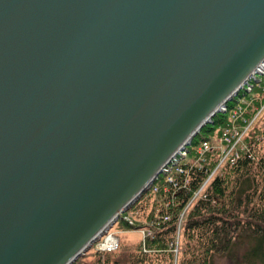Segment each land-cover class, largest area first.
I'll return each mask as SVG.
<instances>
[{
	"label": "water",
	"instance_id": "1",
	"mask_svg": "<svg viewBox=\"0 0 264 264\" xmlns=\"http://www.w3.org/2000/svg\"><path fill=\"white\" fill-rule=\"evenodd\" d=\"M259 63L264 0H0V264L85 254Z\"/></svg>",
	"mask_w": 264,
	"mask_h": 264
},
{
	"label": "trees",
	"instance_id": "2",
	"mask_svg": "<svg viewBox=\"0 0 264 264\" xmlns=\"http://www.w3.org/2000/svg\"><path fill=\"white\" fill-rule=\"evenodd\" d=\"M251 86V92L258 90L257 85ZM247 93L246 89L238 91L226 102L225 111L216 112L211 121L201 127L186 147L189 153L215 129L228 122L229 114ZM258 136L261 134L250 132V136L243 140L244 148L237 160L232 164L225 162L201 190L215 167L214 154H208L206 162L209 163L201 166L181 163L186 170L185 174L177 175L176 187L167 185L166 174L162 172L140 194L133 208H137V204L148 195L153 197L155 205L147 214L154 232L138 243L142 255L140 263L150 254L168 252L173 258L175 236L182 229L184 244L180 264H213L214 254H226L233 259L232 247L245 243L246 249L238 263L264 264V139ZM261 147L263 151L259 152ZM154 187L156 191H153ZM118 220L119 217L115 223ZM120 221L131 229L134 226H129L123 214H120ZM97 253L103 252L97 250Z\"/></svg>",
	"mask_w": 264,
	"mask_h": 264
},
{
	"label": "rangeland",
	"instance_id": "3",
	"mask_svg": "<svg viewBox=\"0 0 264 264\" xmlns=\"http://www.w3.org/2000/svg\"><path fill=\"white\" fill-rule=\"evenodd\" d=\"M252 84H255V86L257 85L256 87H258V90L251 92L250 89H252ZM243 89H246L249 93L240 99L238 107L234 108L229 114L228 122L223 127L215 129L208 135V138L205 139L209 141L212 150V152L206 153L205 157L208 159V154H214L216 159V163L213 161L215 167L217 165V159H219V148L221 147V138L224 132H228L231 138H233V141L240 140L239 146L243 145L244 138L250 136V132L257 133V135L260 133L261 136L258 137L264 139V69L262 73L254 74V78L249 79L238 91ZM262 151L263 147H261L259 152ZM194 159L192 151L183 161L192 164ZM225 162L228 161L225 160L223 164ZM134 203L135 201L131 204L128 212L121 213L123 214V218L126 217L128 221L132 222L129 226L134 225V228L131 226V229L125 225L123 221H120V215H118V222L108 231L118 237L120 243L118 251L111 254L97 253V246L95 245L98 241H95L89 246L85 254L81 255L72 264H180L183 258V256H181V250L184 244L182 229L178 230L175 236L176 247L173 251V258H171L168 252L161 255L150 254L140 263L142 255L138 251V243L142 241L144 235H151L154 232L153 226L152 228L149 226L150 222L147 220V214L154 209L155 205L153 197L149 195L144 197V200L137 204V208L132 207ZM245 249L246 243L234 245L231 249L233 259L226 254H214L213 264H239L238 261Z\"/></svg>",
	"mask_w": 264,
	"mask_h": 264
},
{
	"label": "built area",
	"instance_id": "4",
	"mask_svg": "<svg viewBox=\"0 0 264 264\" xmlns=\"http://www.w3.org/2000/svg\"><path fill=\"white\" fill-rule=\"evenodd\" d=\"M240 144V140L237 141H233V138H231V136L229 135L228 132H224L223 136L221 138V144H220V148H219V159H217V165L216 167L212 170V172L209 174L208 178L205 180V182L202 184V186L200 187L199 190H201V188L207 183V181L212 177V175L219 170L220 166L223 164V162L225 160H227L229 163H234L238 156H239V152L244 148L243 145L239 146ZM189 146V145H187ZM185 146L182 151L178 152L177 154H175V156H173L170 161L165 164L162 167V170L160 173L164 172L166 174V182L167 185L170 184L172 187H176L177 182H176V177L177 175H181V174H185V167L180 165L181 163H185V161H183V159H185L187 156H189V152L186 149ZM212 152L211 150V145L209 143V141L207 140H202L198 145H196V147H194L193 150V155H194V161L192 162V164L201 166L202 163L206 162V153ZM159 173V174H160ZM165 190H167V187L164 188ZM157 188L154 187L153 191H156ZM198 193V192H197ZM196 193V194H197ZM126 221H128V219L125 217L124 218ZM166 219V217H165ZM129 224H132L131 221H128ZM145 236V235H144ZM100 240V241H99ZM98 240V243L95 245L97 246V250L103 253H111V252H115L118 250L119 248V239L118 237L113 234L112 232H108L107 234L103 235L102 237H100V239Z\"/></svg>",
	"mask_w": 264,
	"mask_h": 264
},
{
	"label": "bare ground",
	"instance_id": "5",
	"mask_svg": "<svg viewBox=\"0 0 264 264\" xmlns=\"http://www.w3.org/2000/svg\"><path fill=\"white\" fill-rule=\"evenodd\" d=\"M257 66V67H256ZM254 68H253V70L240 82V85H244V84H246L248 81H249V79H252L253 77H254V74L255 73H258V72H260V71H262L263 70V68H264V64H262V63H259V64H257ZM254 71V72H253ZM253 72V74H252V76H251V73ZM244 82H246V83H244ZM242 88V87H241ZM182 147H183V145L181 144L178 148H176L173 152H172V156L174 155V152L176 151V152H180V151H182ZM170 155V156H171ZM175 156V155H174ZM170 161V160H169ZM158 175H159V173H158ZM157 175V176H158Z\"/></svg>",
	"mask_w": 264,
	"mask_h": 264
}]
</instances>
